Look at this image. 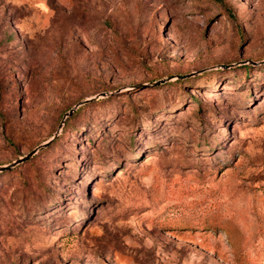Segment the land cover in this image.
I'll return each mask as SVG.
<instances>
[{
    "label": "rangeland",
    "instance_id": "1",
    "mask_svg": "<svg viewBox=\"0 0 264 264\" xmlns=\"http://www.w3.org/2000/svg\"><path fill=\"white\" fill-rule=\"evenodd\" d=\"M53 134L0 264H264V0H0V165Z\"/></svg>",
    "mask_w": 264,
    "mask_h": 264
},
{
    "label": "water",
    "instance_id": "2",
    "mask_svg": "<svg viewBox=\"0 0 264 264\" xmlns=\"http://www.w3.org/2000/svg\"><path fill=\"white\" fill-rule=\"evenodd\" d=\"M181 75H182V74H176V76H181ZM101 93H103V92H101ZM97 95H98V94H97ZM97 95H94V97L97 96ZM90 98H92V97H89V98H83L82 100H80V101H78L77 103H75L74 106L70 107L68 110H66V111L64 112L63 117H65L66 115L70 114V113L72 112V110H73L77 105H79V104H81V103L87 101V100L90 99ZM61 123H62V122H60V123L58 124V127H60ZM54 136H55V134H53L52 136H50L49 138H47V139L44 140L43 142L37 144L36 146L32 147L29 151H27L26 153L22 154L21 156L15 158V159L12 160L11 162H9V163H7V164L0 165V170L5 169V168H8V167H10V166H12V165H14V164H16V163H18V162H21V161L27 159V158H28L30 155H32V154H33L38 148L45 146V145H46L51 139L54 138Z\"/></svg>",
    "mask_w": 264,
    "mask_h": 264
},
{
    "label": "trees",
    "instance_id": "3",
    "mask_svg": "<svg viewBox=\"0 0 264 264\" xmlns=\"http://www.w3.org/2000/svg\"><path fill=\"white\" fill-rule=\"evenodd\" d=\"M72 111H73V110H72ZM51 140H52V139H51ZM51 140H50V141H51ZM50 141H49V142H50ZM49 142H48V143H49ZM48 143H47V144H48ZM47 144H46V145H47Z\"/></svg>",
    "mask_w": 264,
    "mask_h": 264
}]
</instances>
